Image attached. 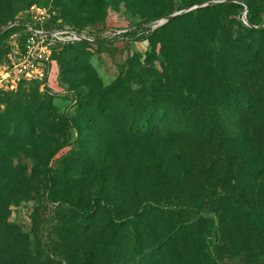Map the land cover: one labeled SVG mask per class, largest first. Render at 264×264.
I'll return each instance as SVG.
<instances>
[{
	"label": "rangeland",
	"instance_id": "rangeland-1",
	"mask_svg": "<svg viewBox=\"0 0 264 264\" xmlns=\"http://www.w3.org/2000/svg\"><path fill=\"white\" fill-rule=\"evenodd\" d=\"M33 5L58 23L108 36L57 49L50 86L15 72L24 38L15 23ZM178 12L186 16L156 32ZM214 44L229 67L209 60ZM167 66L187 89L169 85L199 103V116L213 105L239 132L235 90L244 95L263 86L264 98V0H0V264L15 262L18 230L52 264H264L254 250L255 237L264 247V227L238 210L221 214L206 205L158 223L142 218L135 237L108 209L86 216L63 205L91 207L101 196L126 217L146 201L173 198L160 176L191 166L183 163L191 144L163 129L143 134L118 102L123 88H140ZM188 175L196 200L207 203L202 179ZM188 215L196 222L189 228L180 224ZM188 232L206 237L187 241ZM172 235L170 249L164 239Z\"/></svg>",
	"mask_w": 264,
	"mask_h": 264
},
{
	"label": "trees",
	"instance_id": "trees-1",
	"mask_svg": "<svg viewBox=\"0 0 264 264\" xmlns=\"http://www.w3.org/2000/svg\"><path fill=\"white\" fill-rule=\"evenodd\" d=\"M226 4L223 2L210 5L211 10L219 12ZM202 9L198 7L193 13L200 12ZM185 16H176L156 32L162 33V30L164 32ZM81 44L86 42L74 45ZM213 48L214 52L207 54L211 63L218 64L220 61L222 63L220 66H228L229 59L221 53V46L214 44ZM169 69L164 73L154 69L156 71L154 76L144 82L140 88H123V94L119 96L118 102L122 99L120 104L128 111L132 122L143 134L154 136L153 128L163 129L169 135L179 140H188L191 144L192 150L188 156H185L190 161L183 162L191 163V166L181 171L179 169L180 172L176 174L173 171V175H170L171 171L167 174L168 177L160 176L168 183L173 198L171 196V199L165 202L146 201L133 209L126 217L119 216L116 206L107 203L101 196L95 198V203L91 207H81L65 202L63 205L86 216L93 213L96 207L108 209L114 221L126 226L135 237L138 236V228L142 226V218L158 223L159 217L192 214L195 210L202 211L203 206L206 205L212 206L215 212L221 214L234 213L238 210L246 219L254 220L257 225L264 227V98L259 96V90L263 89V86L256 85L257 87L254 86L256 93L245 91L244 95L239 93L241 90H235L233 104L238 112L235 119L240 130L232 133L217 107L212 105L210 111L214 112L206 110L199 116L197 109L200 105L197 101L185 99L183 93L173 91L172 86L169 85L170 82L178 84L184 90L187 86L178 76L172 75L174 73L172 67ZM243 110L248 111L249 116L246 112L242 114ZM201 119H203L202 127L199 124ZM190 173L202 179L200 190L205 191L208 197L207 203L196 200L194 187L187 186ZM46 187L49 189V196L55 200L49 177H47ZM188 218L180 224L189 225L187 228L196 225L189 215ZM211 224V227L215 225L214 221ZM222 229L223 232L226 231L225 228ZM211 232H213L212 228L208 233ZM198 235L192 239L203 242L206 236L203 233ZM173 238L172 235L164 239L168 241L167 244L170 243L168 245L170 249L172 247L170 241ZM185 239L192 240L189 232ZM254 241L256 242L254 250L260 252L257 257H264V247L260 242L258 243L256 237ZM13 251L15 262L12 264H52L48 256L32 250L27 237L19 230L14 237ZM246 251L250 253L249 250Z\"/></svg>",
	"mask_w": 264,
	"mask_h": 264
},
{
	"label": "built area",
	"instance_id": "built-area-1",
	"mask_svg": "<svg viewBox=\"0 0 264 264\" xmlns=\"http://www.w3.org/2000/svg\"><path fill=\"white\" fill-rule=\"evenodd\" d=\"M15 25L24 34L21 55L15 65L17 78L38 80L48 86L57 49L81 42L96 43L108 37L96 28L58 23L47 8L38 5L31 6Z\"/></svg>",
	"mask_w": 264,
	"mask_h": 264
},
{
	"label": "water",
	"instance_id": "water-1",
	"mask_svg": "<svg viewBox=\"0 0 264 264\" xmlns=\"http://www.w3.org/2000/svg\"><path fill=\"white\" fill-rule=\"evenodd\" d=\"M200 6H204V5H199V6H196L195 8L197 7H200ZM183 12H178V13H174L173 15H171L169 18H167L166 20L162 21L161 22V25L167 23L168 21H170L171 19L175 18L176 16L182 14Z\"/></svg>",
	"mask_w": 264,
	"mask_h": 264
}]
</instances>
